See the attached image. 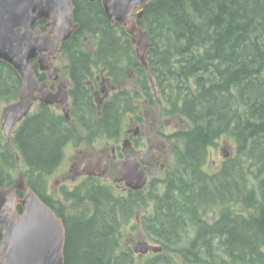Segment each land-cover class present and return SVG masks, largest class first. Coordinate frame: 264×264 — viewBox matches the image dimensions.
Listing matches in <instances>:
<instances>
[{
    "label": "trees",
    "instance_id": "obj_1",
    "mask_svg": "<svg viewBox=\"0 0 264 264\" xmlns=\"http://www.w3.org/2000/svg\"><path fill=\"white\" fill-rule=\"evenodd\" d=\"M72 3L79 27L62 52L72 61L73 78L89 64L125 75L118 56H126L125 64L137 60L132 61L124 28L107 20L100 0ZM138 24L149 35L146 60L158 101L168 110L164 113L181 116L189 125L177 132L182 147L175 153L174 175L167 176L160 194L151 192V212L139 216L142 236L161 249L141 264H173L172 254L212 264H264V0H150ZM87 42L96 53L82 49ZM143 75L139 85L147 86ZM20 84L17 72L0 60V100L14 99ZM82 101L87 113L94 111L88 97ZM120 104L122 115L129 101L121 98ZM107 106L94 124L98 130L108 128L117 110ZM91 120L88 115L84 123L88 130ZM67 136L69 130L40 107L12 140L14 153L26 165V183L62 219L64 264H137L132 249L123 248L124 228H135L134 213L146 204L143 190H111L88 177L80 188L63 194L62 202L85 204L72 213L46 194L48 175L61 161ZM222 137L235 141L236 155L208 173V148ZM15 162L6 141L0 143V185L11 184L8 169ZM205 204L217 205L221 217L211 229L199 227L192 244L183 247V218ZM237 205L244 211H236Z\"/></svg>",
    "mask_w": 264,
    "mask_h": 264
},
{
    "label": "water",
    "instance_id": "obj_2",
    "mask_svg": "<svg viewBox=\"0 0 264 264\" xmlns=\"http://www.w3.org/2000/svg\"><path fill=\"white\" fill-rule=\"evenodd\" d=\"M111 24L117 23L130 36L137 57L146 64L145 53L150 47L149 35L138 25L143 9L150 0H100ZM72 0H0V60L11 65L21 79L17 98L3 106L0 125L9 138L13 126L31 109L34 101L61 102L67 115L64 85L57 94L38 80L32 60L40 70L56 78L52 59L79 27L73 17ZM45 20L42 31L36 23ZM223 148V147H222ZM107 150L85 160L80 168L88 175L101 176L108 168ZM226 156V152H223ZM148 161V163H150ZM119 179L132 189H140L146 172L138 170L132 155L121 163ZM23 192L19 197L16 191ZM22 211H17V205ZM65 229L60 217L18 175L10 186L0 185V264H64ZM151 246L140 240L134 250L146 253ZM158 250L159 247H151Z\"/></svg>",
    "mask_w": 264,
    "mask_h": 264
},
{
    "label": "flooded vegetation",
    "instance_id": "obj_3",
    "mask_svg": "<svg viewBox=\"0 0 264 264\" xmlns=\"http://www.w3.org/2000/svg\"><path fill=\"white\" fill-rule=\"evenodd\" d=\"M40 21L41 20H39L36 25H39L40 29L44 31L46 29L45 21L43 24H41ZM64 43L62 44V47ZM62 49L63 48H61V50L57 52L56 56L52 59V65L56 68V78L50 77L46 70H40L38 65L35 63V60H32L31 62L33 63L32 67L34 73L36 76H40V78L37 76L38 80L45 82L48 89L52 93L57 94L60 90L59 86L61 84L64 85L68 108L67 115L64 113L63 105L60 101L57 102L54 100L52 103L47 104L37 100L34 101L33 105H36L37 109L40 107L47 108L49 113L53 115L54 119H56L63 128H67L69 130L70 136L65 138L66 140L62 146V149L71 145L78 150V153H81L83 149H85V152H82L81 155H75L73 158H71L69 167L71 173L69 175L61 173L59 177L60 179L55 180V183H58V186H60L59 197L49 193L47 190L46 194L53 197V203L57 206L58 203L62 202L61 200L64 198V192L70 193L79 186L81 187V185H77L72 191H68L65 188V185L68 181L73 182L75 181L74 179H83L85 177L83 180V182H85L88 177L96 178L107 176L112 166H118L119 172L122 160L126 155L134 156V159L138 163V170H143L146 172V182L142 188L139 189L145 190L152 171L154 169L163 170L165 167H167L166 165L172 156L170 137L175 132L169 133L166 130L171 123V120L168 119V116H165L161 120V125L158 124L160 115L159 108L158 105L153 102L159 98L158 89L153 78L149 76L146 66L140 61H136L133 64L127 63L129 66H124L123 69L125 75H120L116 69H109L106 67L98 68V66L95 64H89L87 70L82 71L79 77L74 79L72 73V61L68 60L63 55ZM82 49L84 51H91V54L96 53L93 45H84L82 46ZM95 56H91V58L95 59ZM61 57L65 59V63H63L62 66L54 65V61L58 58L61 59ZM117 60H119V58H117ZM135 64L138 65V68H142H135ZM143 73H145V76H147L148 79L146 80L147 86L139 85L144 76ZM83 97H88L92 102L91 105L94 111H91V113L86 112V106L82 101ZM16 98L17 94L16 97L11 101H14ZM121 98H125L129 101V105L126 106V110H123L122 115L120 114ZM106 106L108 109H111L112 107L115 109L116 107L117 110L114 111L112 118L109 116V119L111 118L112 120L111 122L109 120L106 124L108 128L104 130L103 126V130L101 128L98 130V128L95 126L98 125L97 121L102 119L104 112L103 108ZM29 114H31V112ZM29 114H27V116L23 117L13 126L11 130L12 136L10 135L9 138H5L6 145L8 147L14 145L11 144V139L13 140V137L25 122ZM88 115L94 118V123L91 122L93 123L91 124V126L94 128L93 130L91 128L88 130L84 125V123L87 122L86 119ZM118 116L121 117L119 124L117 123L118 121L115 122V118ZM125 117H127L126 126L122 125V121ZM106 119L107 118L104 119L105 123ZM174 127V129H179L180 126L178 127V124L174 123ZM70 133H73V136ZM77 133L80 134L79 137L77 136ZM100 136L105 140L104 148L98 149V151H92L89 149ZM103 150L108 151L106 154V160L108 163L107 171L101 176L88 175L84 173L80 168L81 164L85 160L93 158L97 153H100ZM15 158L16 161L19 159L17 153L15 154ZM150 160L151 162L148 163ZM59 166L60 162L51 174L56 172ZM118 172L114 180L119 182L122 192H127L131 188L125 184L124 180L119 179ZM20 174L23 173L20 172ZM51 174H49L48 177ZM17 193H21L20 197L23 195L21 191H18ZM57 201L59 202L57 203ZM17 211L20 213L22 211V207L20 210L17 209ZM140 235V240H145L147 243L149 242V240L144 239L142 234ZM132 250L133 252L135 251L134 247ZM150 251L153 252L151 247L146 253ZM137 253L140 254L139 252Z\"/></svg>",
    "mask_w": 264,
    "mask_h": 264
},
{
    "label": "rangeland",
    "instance_id": "obj_4",
    "mask_svg": "<svg viewBox=\"0 0 264 264\" xmlns=\"http://www.w3.org/2000/svg\"><path fill=\"white\" fill-rule=\"evenodd\" d=\"M84 45H91L90 42L85 43ZM132 49L133 52H135V45H132ZM132 51V50H130ZM132 53V52H131ZM136 53H133L132 57V61L133 60H138V58L136 57ZM120 62L124 65V66H129L127 64H125L126 61V56L125 55H121L118 57ZM65 63V59L63 57L58 58L57 60L54 61V65H61ZM149 84V83H148ZM150 85V84H149ZM156 105H158L159 108V122L158 124L161 125V120L165 117L168 116V119L171 120V123L169 124L168 128L166 129L169 133H174L172 134V136L170 137V146H171V152H172V156L169 159L168 164L166 165L167 167H165L163 170H159V169H154L149 177V182L147 183L145 190H143L142 195L144 196V199L146 200V204L144 203L143 206H141L140 209L136 210V213H134L136 215V221L134 225V229H131L130 226H128L127 228L125 227L124 229H126L124 231V244H123V248L125 249L126 247H134L141 239V230L139 229L138 226V219L139 216L143 215V214H149L152 210V200H151V192L152 195L155 194H160L166 186V178L169 175H174L173 173V169L175 167V153L177 152V150H179L182 147V143L180 142V138L178 137L179 134H177V132H179L181 130V128H187L189 127L188 122L186 120H184L181 116L178 115H170V113L167 112L164 113L165 111H168L166 109V107L164 106V104L160 103L158 100H154L153 101ZM7 104L6 100H0V112L3 108L4 105ZM37 109V106L34 105V107L32 108V112L35 111ZM94 118L92 117L91 122H93ZM94 123V122H93ZM92 123V124H93ZM174 123L178 124L179 129H174ZM122 125L126 126L127 125V117H125L122 121ZM94 129V128H93ZM92 129V130H93ZM12 133V132H11ZM85 134V133H84ZM11 135V134H10ZM79 133H77V136L79 137ZM12 136V135H11ZM94 137V136H93ZM100 138V139H99ZM97 138V141L94 142L93 146H91L89 149H91L92 151H98V149L104 148V143L105 140L104 138H101V136ZM5 137L2 133V129L0 126V143L1 145H4L5 143ZM11 144L13 145V141L11 139ZM83 147V146H82ZM223 147V148H222ZM236 143L234 140L222 137L219 138L217 141H215L211 146H209L208 148V155H207V159H206V163L204 165V169L208 172V173H214L217 170H219L223 164V162L227 159L232 158L233 156L236 155ZM10 149H12V153L15 155L13 149H14V145L9 147ZM82 152H85V149H83ZM81 152V153H82ZM223 152H226V156L223 155ZM81 153H78V150L76 148H74L73 146L69 145L66 148L62 149V159L60 161V166L58 167V169L56 170V172H54L53 174H51L48 177V187H47V191L49 193H52L54 195H56V197H59L60 194V186H58V183H55L56 179H60V175L61 173L64 174H70V163H71V158H73V156L75 155H81ZM19 159H17V163L15 162V167H10L8 169L11 178L15 179L18 175L19 172H24L26 169V165H24L22 163V161H19ZM252 171H255V168H252ZM118 172V166H112L110 172L108 173L107 176L104 177H97L94 180L101 184L104 185L108 188H110L111 190H114V188H116L118 191L121 190V187L119 185V182L117 180H114L115 176L117 175ZM3 174H5L4 171H2ZM173 173V174H172ZM85 179V177L82 178H78V179H74L75 181H66V185L65 188L68 191H72L77 185H81L83 183V180ZM71 180V179H70ZM73 180V179H72ZM83 194L79 195L82 197ZM63 205H64V209L66 212H79L81 210V207H84L85 204H80L75 202V200H64L63 201ZM146 206V207H144ZM236 211H244V209H242V207L240 205H237L234 207ZM223 212H221V210L218 208L217 205H213V204H205L203 206H199L198 208H196V214L192 215L189 214L188 216H185L183 218V221L187 224L185 225V229L183 231L180 232V241L181 244L183 245V247H188L192 244L194 237L196 236V234H198L197 230L199 227L200 228H208L211 229L213 226H215V222L218 221V219L221 217V214ZM150 245H155L152 242H148ZM131 248V249H132ZM264 250V247H263ZM135 252V251H134ZM132 250V253H134ZM155 254V252L150 251L146 254L140 255L137 252H135L134 254V262H136L137 264H141L142 262L145 261V259L149 258L150 256H153ZM172 257L174 258L172 260L173 264H212V263H206V262H196L191 260L188 257H184L181 254L180 255H174L172 254ZM214 264H231L230 260H223L222 262H215Z\"/></svg>",
    "mask_w": 264,
    "mask_h": 264
}]
</instances>
